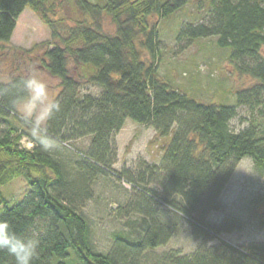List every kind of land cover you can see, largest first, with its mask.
<instances>
[{"label": "trees", "instance_id": "16d2710c", "mask_svg": "<svg viewBox=\"0 0 264 264\" xmlns=\"http://www.w3.org/2000/svg\"><path fill=\"white\" fill-rule=\"evenodd\" d=\"M191 1L73 0L80 16L70 26L64 17H52L57 11L48 0H0V60L9 54L18 18L30 8L52 37L42 43L39 64L60 80L56 98L62 111L50 127L60 147L43 151L33 143L23 144L25 137L31 141L28 127L10 106L13 83L27 74L18 66V73L11 70L8 80L0 79V91L7 90L0 95V219L17 233H38L40 255L34 264H264V242L234 245L220 238L242 229L241 218L210 221L212 212L225 208L222 192L244 157H251L264 172V0H207L206 19L185 23L176 37L182 48L214 38L236 70L254 80L237 91L235 104L197 100L160 73L158 25ZM153 16L157 20L151 23ZM108 18L113 32L105 29ZM19 50L18 59L28 71L33 61L27 55L33 50ZM83 85L101 90L86 93ZM239 107L248 108L250 117L247 126L235 131L230 122ZM128 119L169 138L160 164L141 161L137 171H116L117 135ZM84 137H90L89 145H78ZM68 142L78 156L72 163L61 154ZM102 173L133 186L131 199L119 211L140 214L131 224L142 225L137 236L115 233L108 252L95 250L90 222L80 211L94 195V177ZM22 175L28 188L9 205L2 187ZM154 181L158 188L150 186ZM255 204L264 223V211H257L264 196ZM163 209L193 224L201 239L193 252H154L174 234V228L160 220ZM214 240L218 243L212 244ZM0 264L15 261L0 251Z\"/></svg>", "mask_w": 264, "mask_h": 264}, {"label": "rangeland", "instance_id": "374dc122", "mask_svg": "<svg viewBox=\"0 0 264 264\" xmlns=\"http://www.w3.org/2000/svg\"><path fill=\"white\" fill-rule=\"evenodd\" d=\"M51 4L57 11L52 17H64L67 25H74L75 19L80 16L73 0H48L47 5L51 6ZM209 8L207 0H193L180 11L161 20L158 25L162 41L159 70L165 80L173 82L183 92L197 100L235 104L237 91L252 85L254 80L236 70L228 60L227 52L218 48L214 38L200 39L183 48L176 41L183 25L197 24L205 20ZM156 20L157 17L153 16L150 21L152 23ZM105 29L110 32L115 29L109 18L105 21ZM49 40L52 41L49 27L36 12L26 8L18 18L14 34L8 43L9 54L0 60V79L8 80L11 70L15 74L18 73L19 70L16 69L18 66L20 72L24 74L36 68L47 80L56 97L61 89L60 80L49 75L37 59L44 51L45 46L42 43ZM35 47L37 48L34 49ZM19 49L29 51L34 49L27 55L33 61L28 71L24 69L22 60L18 59L21 55ZM100 90L98 86L83 85L82 87L83 92L94 95ZM238 112L239 115L230 122L231 128L235 131L247 126V119L250 117V111L246 107H239ZM10 119L14 121V118L10 117ZM14 122L18 124L17 121ZM168 140L169 138L160 137L152 126L128 119L117 135L118 160L114 168L116 171L123 169L137 171L141 161L160 164L162 148ZM89 142L90 137L77 140L78 145L87 146ZM23 144L27 147L33 145L26 137L23 138ZM69 145V142L64 144L65 148H61V154L67 162L72 163L71 158H78V156H75ZM150 186L159 187L155 181ZM27 188V179L22 175L2 187V193L9 201V205H13L22 198ZM92 188L93 197L81 206L80 211L90 222L91 240L95 250L108 252L115 233L124 231L131 232L133 236L139 234L142 225L133 226L131 222L140 219L141 215L135 212L126 214L119 211L120 206L128 204L133 195V186L129 182L119 179L114 174L102 173L94 177ZM263 196L264 172L254 164L251 157L246 156L239 162L222 192L221 200L225 208L210 214L212 223L220 221L224 216L239 217L242 219L243 228L231 233H223L220 238L234 245L264 242V223L254 211L256 200ZM257 211L263 212L264 205L258 206ZM159 217L162 222L174 228V234L165 245L156 248L155 253L180 249L188 254L198 247L201 239L196 237L194 226L187 218L169 209L159 212ZM215 243H218V240L212 242V244Z\"/></svg>", "mask_w": 264, "mask_h": 264}, {"label": "clouds", "instance_id": "9594fccd", "mask_svg": "<svg viewBox=\"0 0 264 264\" xmlns=\"http://www.w3.org/2000/svg\"><path fill=\"white\" fill-rule=\"evenodd\" d=\"M14 94L11 108L28 127L31 141L43 151L58 147V139L50 133L51 122L62 111L61 101L56 98L47 80L36 68L13 83ZM7 90L0 91V95ZM38 233H17L9 221L0 219V251L11 256L15 264H34L39 258Z\"/></svg>", "mask_w": 264, "mask_h": 264}]
</instances>
